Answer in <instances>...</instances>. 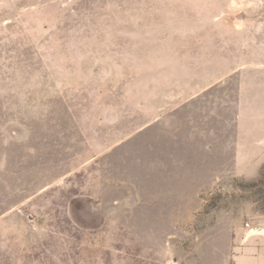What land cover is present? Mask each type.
<instances>
[{"label": "rangeland", "instance_id": "374dc122", "mask_svg": "<svg viewBox=\"0 0 264 264\" xmlns=\"http://www.w3.org/2000/svg\"><path fill=\"white\" fill-rule=\"evenodd\" d=\"M257 224L264 0H0V264H235Z\"/></svg>", "mask_w": 264, "mask_h": 264}, {"label": "crops", "instance_id": "0c3cea01", "mask_svg": "<svg viewBox=\"0 0 264 264\" xmlns=\"http://www.w3.org/2000/svg\"><path fill=\"white\" fill-rule=\"evenodd\" d=\"M257 225L264 229V225ZM247 237V239L257 244L251 243V245L246 246L243 253L237 257L235 264H264V245L262 243L264 241V231L251 232Z\"/></svg>", "mask_w": 264, "mask_h": 264}, {"label": "water", "instance_id": "95a60500", "mask_svg": "<svg viewBox=\"0 0 264 264\" xmlns=\"http://www.w3.org/2000/svg\"><path fill=\"white\" fill-rule=\"evenodd\" d=\"M239 18H241V17L239 16ZM263 231H264V229L261 226L256 225V226L251 228L249 233H251V232H263Z\"/></svg>", "mask_w": 264, "mask_h": 264}, {"label": "built area", "instance_id": "2783aa9c", "mask_svg": "<svg viewBox=\"0 0 264 264\" xmlns=\"http://www.w3.org/2000/svg\"><path fill=\"white\" fill-rule=\"evenodd\" d=\"M247 226L250 227V224L248 223Z\"/></svg>", "mask_w": 264, "mask_h": 264}]
</instances>
